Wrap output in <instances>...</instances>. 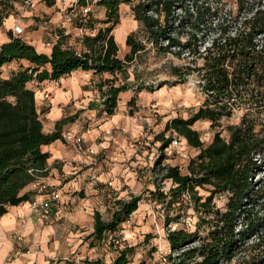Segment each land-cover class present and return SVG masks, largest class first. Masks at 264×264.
I'll list each match as a JSON object with an SVG mask.
<instances>
[{"label": "trees", "instance_id": "1", "mask_svg": "<svg viewBox=\"0 0 264 264\" xmlns=\"http://www.w3.org/2000/svg\"><path fill=\"white\" fill-rule=\"evenodd\" d=\"M44 1L52 4L50 0ZM86 1L78 0V4L85 6ZM212 1L96 0V5L105 10V18L99 20L91 16L86 24L78 22L97 29L95 35L83 37L85 49L82 51L64 46L60 40L46 54L7 31L8 40L0 43V215L9 205L31 198L30 192L22 189L46 173L48 152L42 146L61 137L60 125L49 132L43 129L35 91L29 83L57 80L78 69L100 76L125 71L127 63L146 49L143 42L130 35L127 38L130 54L125 59L119 56L113 30L120 22L121 5L127 3L131 4L135 19L143 24L153 44L160 46V51L170 52L176 47L175 53L179 56L188 54L187 68L197 73L205 95L203 104L194 114L187 118L173 117L167 124L199 152L191 157L186 173L178 165H169L164 176L193 194L208 215L202 222L211 225L201 243L188 248L184 246L197 239V230L176 228L169 232L170 246L181 250L177 264H223L237 257L246 246L243 240L247 235L255 232L259 240L263 238L264 215L253 209L264 210V183L254 187V175L264 167V39L261 40L264 0H239L236 14L231 10L228 17H224L227 14L213 6ZM0 6L6 7V4L0 1ZM7 13L0 15V26ZM184 31L186 39L182 41L180 35ZM55 34L59 39L67 36L62 31ZM163 40L167 41L166 45ZM13 63L16 68L5 75L4 67ZM175 73H179L178 68ZM148 87L155 89L152 85ZM97 88L102 94L101 112L111 115L116 113L120 94L130 86L111 83L107 90H103L104 86ZM140 91L142 88L135 91L129 103L137 99ZM236 110H243V114L239 122L227 124L228 137L217 130L213 139L205 143L194 127L202 118L210 119L214 126L220 125L222 118L232 117ZM198 187L210 192L204 200ZM218 192L228 193L225 209L213 203ZM138 203V198L124 202L109 219L99 210L95 211L94 230L89 236L94 237L93 241L102 242L106 232L117 229L129 219ZM257 244L260 242L251 246ZM130 253L128 247L121 249L109 264H128ZM140 264L146 263L141 261Z\"/></svg>", "mask_w": 264, "mask_h": 264}, {"label": "rangeland", "instance_id": "2", "mask_svg": "<svg viewBox=\"0 0 264 264\" xmlns=\"http://www.w3.org/2000/svg\"><path fill=\"white\" fill-rule=\"evenodd\" d=\"M0 1L6 4V7L0 6V10L4 9L3 12L0 11V15H4L5 11L8 12V16L14 13V11H17L18 14L24 11H35L38 6L36 3L33 8H30L25 3V0ZM33 1L36 2L35 0ZM238 1L218 0L219 3H216L214 0L212 1V5L218 6L223 14H227L224 17H228L231 10H234L233 15L236 14L239 5ZM91 7L90 17L93 16L94 18L103 20L105 17L103 15L104 8L96 5V2ZM177 12L178 14H182L180 10H177ZM151 14L155 15L154 12H151ZM75 18H77L78 22L82 23L81 11L80 14L75 13L73 19ZM37 20L39 22L35 23V27H38L40 31L50 33L56 41L60 40L59 36L58 38L55 37L56 31H62L65 35L70 34V26L53 29L49 26L46 18L41 17ZM4 21L5 18L2 23ZM79 26L81 25L77 24L71 27L77 30L79 35L72 34L74 36L71 41L72 44H66V46L74 47L77 51H82L85 49V45L82 42L83 37L87 34L92 35V33H89L90 31L87 27H85L83 33L80 31ZM10 30L12 32V29ZM65 31H68V33H64ZM24 34L25 32L23 30L19 35ZM113 34L119 44V56L122 59H125L130 54L131 48L127 45V38L130 35H133L135 40L143 42L146 45V49L138 52L133 60L127 63L125 71L117 73L116 75L109 73H104L102 76L98 75V83L95 84V87L104 86L103 90H107L111 83L115 85L126 83L130 86V89L124 94L122 93L119 97V116H117V119L120 121V124H116L114 121L111 124V129L102 130L111 136L109 139L111 144L116 143L119 145V141H132L135 144L133 157L128 161L126 158L123 159L125 162L124 166H130L134 174H127L126 176L120 174L122 176L119 177L121 179V188L126 189L124 194L119 196L121 193H119V188L115 186L114 179L110 178L106 181L107 189L112 190L109 191L111 197H108V199L105 198L101 206L104 218H111L113 212L119 209L124 202L133 198H138L139 200L137 209L133 211L129 219L120 223L118 227L125 229L124 244L118 246L112 243L111 247L116 246L118 249L117 256L120 254L121 249L130 248L131 253L129 254L130 260L128 264H140L141 261H145L146 264H177L180 261L178 253L181 250H174L170 246L168 239L169 232L176 228H185L190 231L197 230V239L184 246V248H188L199 245L201 238L207 236L208 228L211 225L208 222H202L203 217L206 218L208 215L203 211L202 207H199V202L195 200L193 194L181 189L172 179L165 178L164 176L165 169L169 165H178L181 171L186 173L187 165L191 157L196 156L199 152L198 148L190 145L188 140L179 134L175 128H168L167 124L173 117L183 116L187 118L194 114L203 104L205 95L201 90L200 78L197 76V73L190 72L187 68L190 61L188 54L184 53L179 56L175 53L178 50L176 47H172L170 52L160 51L158 49L160 46L157 47L153 44L143 24L135 19L131 4L123 3L121 5L120 22L114 28ZM116 34H118V37H116ZM185 34L186 31L180 35L182 41L186 39ZM214 36L215 34L210 35L206 46L210 44L211 38ZM77 38H79V44H77ZM263 39L264 37L261 38V40ZM161 42L164 45L167 44L165 40ZM202 49H204V46ZM192 66L195 65L192 64ZM12 68H16V64L13 63L4 67V74L7 75ZM176 68H178V74L175 73ZM150 85L155 89L151 90L148 87ZM29 87L35 88V82L29 83ZM141 88L142 91L138 93L137 99L133 103H129L131 100L129 97L130 94H136L135 91ZM94 101L93 104H97L94 109L102 106L101 91H97ZM72 104H74L73 101ZM242 114L243 110H236L232 117L222 118L220 125L215 126L212 125L210 119L202 118L194 123V127L200 131L205 143H209L217 130H222L223 135L228 137L227 124L239 122ZM105 115L108 116L107 114ZM91 120L89 119L87 121L86 125H88L86 130L95 126V124L91 123ZM124 123L125 125H123ZM129 125L132 128L134 127L136 131H129L127 127ZM103 132L101 133L100 140L104 139L102 136ZM111 150L112 156H114L113 159L116 162V157L120 154L116 153L118 148L112 147ZM132 159L140 161L136 162L132 161ZM109 180L113 181L112 186L108 185ZM254 180L255 188L264 183V167H261L256 172ZM89 181L97 183L93 176L90 179H86L87 183ZM33 189L35 192L31 193L29 201L37 196L36 188ZM77 189L73 192L66 191L69 207H67L68 209H64V215L59 218L64 222L63 227L65 230L74 227L73 223L68 219L66 212H72V207H77L81 204L84 200L83 198L86 196L85 188ZM198 190L199 195L203 196L202 200L210 193L205 187H198ZM227 200V192H218L213 198V203L216 207L225 209ZM253 211H260L264 215V210H259L257 207ZM82 227V229L86 230L89 228V224H82ZM238 228H241V224H238ZM111 232H106L104 237L111 236ZM262 232L263 238L261 240H259L258 234H255V232L247 235L243 240L246 246L241 248L237 257L223 264H264V230ZM256 242H260V244L251 246ZM71 255L69 256V262L71 264H77V260L75 258L72 259ZM98 260L101 264L102 258L98 257ZM96 262H98L96 258L89 259V256H86L80 258V263L78 264H91ZM103 264L107 263L103 262Z\"/></svg>", "mask_w": 264, "mask_h": 264}, {"label": "crops", "instance_id": "3", "mask_svg": "<svg viewBox=\"0 0 264 264\" xmlns=\"http://www.w3.org/2000/svg\"><path fill=\"white\" fill-rule=\"evenodd\" d=\"M35 1L38 4L35 11H24L20 14L14 11L5 18L0 26V43L8 40L7 31L17 24L25 34L14 36L23 38L37 51L49 54L57 41L50 33L35 27V23L39 22L37 19L44 17L53 29L70 26V34L60 40L64 46L71 45L74 37L72 34L79 35L77 30L71 28L78 24L77 18L73 19L75 13L80 14L81 11L78 0H50L51 5L44 0ZM103 15L105 16V10ZM78 40L79 38H77V44H79ZM98 77L92 71L78 69L57 80L35 82L33 89L37 109L41 113L43 129L49 132L60 125L61 131L82 133L84 150L82 152L75 150L71 143L61 137L42 146V149L48 152L46 173L42 176L61 187V208L51 214L39 215L29 206V199L19 204L9 205L7 211L0 215V264H71L70 254L72 259L77 260V264L80 263V258L86 256H89V259L101 257V264L103 262L109 264L117 256L118 249L115 245L111 247L112 242L98 243L93 241V236L89 235L94 230L95 211L99 210L102 213L103 200L111 197L109 191L112 189H107L106 181L110 178L114 179L115 186L121 193L119 196L126 191L121 188L119 177L134 174L130 166H124L123 159L126 158L128 161L133 157L135 144L132 141H119V145L111 144L109 141L111 136L102 131L111 129L114 121L116 124H120V121L117 119L118 108L115 114L108 116L101 112L100 106L94 109L97 105L93 102L98 91L95 87ZM45 92L51 93L48 99L43 97ZM133 96L134 94H130V99ZM89 119H92L91 123L95 126L88 131L86 123ZM127 127L129 131H136L130 125ZM102 132L104 139L100 140ZM112 147L118 148L116 153L120 154L116 158L121 161L117 159L116 162L114 161ZM132 161L140 160L132 159ZM91 176L97 183L86 182V179H90ZM82 187L86 190L84 200L77 207H72V212H66L70 222L77 228L65 230L64 222L59 218L64 215V209L69 207L66 191L73 192ZM33 188L35 186L32 181L22 191H29L31 197V193L35 192ZM85 223L89 224L86 230L82 229V224ZM16 231H21L25 235L26 244L30 247L29 252L20 253L10 250L12 234Z\"/></svg>", "mask_w": 264, "mask_h": 264}, {"label": "built area", "instance_id": "4", "mask_svg": "<svg viewBox=\"0 0 264 264\" xmlns=\"http://www.w3.org/2000/svg\"><path fill=\"white\" fill-rule=\"evenodd\" d=\"M96 2V0H87L86 5L82 7L81 10V17L82 22L86 23L90 19V13L92 11V4ZM25 3L30 7L33 8L36 4L33 0H25ZM80 31L85 30V26H79ZM89 29V28H88ZM87 30V29H86ZM89 33L95 35L96 29L91 30L89 29ZM23 32V29L15 24L12 28L13 35H19ZM64 33H68L65 31ZM84 33V32H83ZM55 37L58 38V35L55 34ZM43 97L48 99L50 97L49 92H45ZM90 130V129H88ZM61 138L65 141L71 143L73 148L77 151L82 152L84 150V136L82 133H70V131H62ZM43 177V178H42ZM34 186L37 190V196L32 198L29 201V205L32 210H34L39 215H47L51 214L52 212H57L61 208V187L58 186L56 183L51 182L50 179L44 176H39L36 180L33 181ZM108 185L112 186L113 181L109 180ZM39 196V197H38ZM112 235H108L103 238L104 243H115L118 246L124 244V228H117L113 230ZM10 250H16L20 253L29 252L30 247L26 244L25 235L21 231H16L12 234V245Z\"/></svg>", "mask_w": 264, "mask_h": 264}]
</instances>
